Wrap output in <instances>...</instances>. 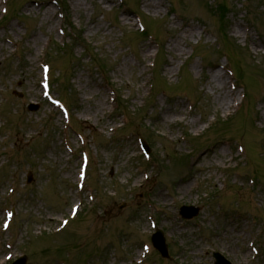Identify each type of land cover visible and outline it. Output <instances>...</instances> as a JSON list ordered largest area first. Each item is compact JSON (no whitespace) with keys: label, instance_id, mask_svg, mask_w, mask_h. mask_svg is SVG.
I'll return each instance as SVG.
<instances>
[{"label":"rangeland","instance_id":"1","mask_svg":"<svg viewBox=\"0 0 264 264\" xmlns=\"http://www.w3.org/2000/svg\"><path fill=\"white\" fill-rule=\"evenodd\" d=\"M214 253L264 264V0H0V264Z\"/></svg>","mask_w":264,"mask_h":264},{"label":"water","instance_id":"2","mask_svg":"<svg viewBox=\"0 0 264 264\" xmlns=\"http://www.w3.org/2000/svg\"><path fill=\"white\" fill-rule=\"evenodd\" d=\"M30 111H36L37 108L35 106H30L29 107ZM199 209L196 208H189V207H184L181 210V214L185 219H192L199 214ZM153 244L154 247L161 253L163 258H168V246L166 245L165 238L162 234V232H158L157 235L153 237ZM217 259V264H228L226 263L219 255H215ZM15 264H26V258H23L19 260Z\"/></svg>","mask_w":264,"mask_h":264},{"label":"bare ground","instance_id":"3","mask_svg":"<svg viewBox=\"0 0 264 264\" xmlns=\"http://www.w3.org/2000/svg\"><path fill=\"white\" fill-rule=\"evenodd\" d=\"M147 7L148 8H152V9H157L155 6H154V4L151 6L150 4L149 5H147ZM217 73L218 72H214L213 73V79H214V77H215V75H217ZM218 78V82L220 81H223V84H225L224 82H225V79H224V76H222V75H220L219 74V77H217ZM222 95V97H223V100H224V103H226V94H221ZM227 98H229L228 96H227Z\"/></svg>","mask_w":264,"mask_h":264},{"label":"trees","instance_id":"4","mask_svg":"<svg viewBox=\"0 0 264 264\" xmlns=\"http://www.w3.org/2000/svg\"><path fill=\"white\" fill-rule=\"evenodd\" d=\"M156 66H157V64H156Z\"/></svg>","mask_w":264,"mask_h":264}]
</instances>
